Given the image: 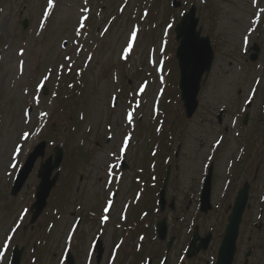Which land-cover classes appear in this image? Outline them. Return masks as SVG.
I'll use <instances>...</instances> for the list:
<instances>
[{"label": "rangeland", "instance_id": "rangeland-1", "mask_svg": "<svg viewBox=\"0 0 264 264\" xmlns=\"http://www.w3.org/2000/svg\"><path fill=\"white\" fill-rule=\"evenodd\" d=\"M192 4L214 58L187 119L173 28ZM49 69L44 95L37 84ZM41 140L45 156L55 145L64 153L47 204L30 224L39 160L17 195L9 192ZM209 164L212 207L201 213ZM245 181L233 264H264V0H0V264L9 263L13 246L22 249L19 264H65L67 252L73 264H214ZM161 218L163 240L155 234ZM195 227L211 239L186 259Z\"/></svg>", "mask_w": 264, "mask_h": 264}, {"label": "water", "instance_id": "water-1", "mask_svg": "<svg viewBox=\"0 0 264 264\" xmlns=\"http://www.w3.org/2000/svg\"><path fill=\"white\" fill-rule=\"evenodd\" d=\"M198 18L195 16V7L191 5L188 12L184 13L181 20L175 25L174 33L175 40L178 46L175 50V59L177 60L179 70L178 88L180 90V100L185 112L186 118H191L197 108V95L200 88V81L204 75V79L208 76L213 61V48L210 45L208 36H201V29H197ZM257 51V48H254ZM256 58L255 54L250 56L251 60ZM46 93V89L44 88ZM246 118L243 123H246ZM46 142L41 141L34 146L16 175L12 187L11 195H16L31 173L37 159H41L36 172V177L39 179L35 187L34 202L30 206L31 212L30 224H33L39 214L46 206V200L53 186L55 185L59 172L53 171L58 169L63 151L59 145L53 148V153L45 157ZM210 179L211 166L206 175L200 193V211L206 213L210 208ZM248 199V183H244L242 188L237 192L234 199L231 213L227 217V224L224 229L223 238L217 251L215 264H232L234 254L236 252V239L238 236L239 225L242 218V213ZM161 209L164 206L163 190L160 193ZM156 233L159 239L163 240L166 236L165 219H162L156 224ZM210 234L204 238L199 237L197 227L194 228L192 239L189 244V249L186 257L190 258L194 251H205L210 241ZM199 243L196 245V242ZM172 239H169L167 247L171 245ZM98 259L101 255V248L98 249ZM22 249L16 246L12 251L9 264H19ZM67 264H73V259L70 254L67 256Z\"/></svg>", "mask_w": 264, "mask_h": 264}, {"label": "snow or ice", "instance_id": "snow-or-ice-1", "mask_svg": "<svg viewBox=\"0 0 264 264\" xmlns=\"http://www.w3.org/2000/svg\"><path fill=\"white\" fill-rule=\"evenodd\" d=\"M51 3H52V0H49V4H50V5H51ZM45 15H47V13H45ZM135 39H136V32L133 31V32L131 33V39H130L129 42H128V47L124 49V52H125V53L131 51V49H132V44H133V42L135 41ZM247 40H248V37L245 36V37H244V42L247 43ZM124 58H126V56H125ZM65 59L70 61V60H71V57H65ZM64 67H65V66H64L63 64L60 65V68H61V69H63ZM71 67H72L71 64H69V65L67 66V68H68L69 71H71ZM76 74H77V75H80L79 72H77ZM50 75H51V69L48 70V75L44 76L43 79L40 80V81L38 82V84H37V89H40V88L43 87L45 81H47V80L49 79V76H50ZM68 86H69V87H72V85H68ZM140 91H141V92L144 91V85H141ZM253 91H254V90H253ZM138 106H139V105H137V107H138ZM45 115H46V114H45ZM127 119H128L129 122H131V120H132V114H131V113H128ZM28 135H29V133L25 132V133L23 134V138H24V139H27ZM129 139H130V137H125V139H124V141H123V145H124V146H123V147L121 148V150H120L121 153H124V152L126 151ZM218 143H219V142H218ZM18 152H19V148H17V154H18ZM13 166H14V165H13ZM110 167H111V166H110ZM109 174H111V173L109 172ZM110 206H111V202H109V205H108L107 207L104 208V211H105V212H108V211L110 210ZM102 219H103L104 221H107L108 217H107V216H103ZM13 231H15V229H13ZM8 239L10 240L11 237H9ZM67 239H68V240H71V236H69ZM141 239H143V237H141ZM5 244H7V241L5 242Z\"/></svg>", "mask_w": 264, "mask_h": 264}]
</instances>
